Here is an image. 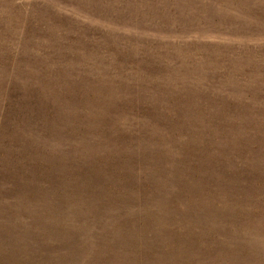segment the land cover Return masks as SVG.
<instances>
[{"label":"rangeland","instance_id":"1","mask_svg":"<svg viewBox=\"0 0 264 264\" xmlns=\"http://www.w3.org/2000/svg\"><path fill=\"white\" fill-rule=\"evenodd\" d=\"M0 264H264V0H0Z\"/></svg>","mask_w":264,"mask_h":264}]
</instances>
